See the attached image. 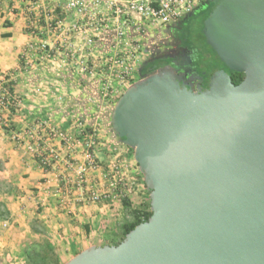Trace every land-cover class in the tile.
I'll return each mask as SVG.
<instances>
[{
    "label": "water",
    "instance_id": "1",
    "mask_svg": "<svg viewBox=\"0 0 264 264\" xmlns=\"http://www.w3.org/2000/svg\"><path fill=\"white\" fill-rule=\"evenodd\" d=\"M210 5L202 33L220 68L201 87L159 66L112 111L151 217L118 246L65 264H264V0ZM229 71L243 81L234 86Z\"/></svg>",
    "mask_w": 264,
    "mask_h": 264
},
{
    "label": "crops",
    "instance_id": "2",
    "mask_svg": "<svg viewBox=\"0 0 264 264\" xmlns=\"http://www.w3.org/2000/svg\"><path fill=\"white\" fill-rule=\"evenodd\" d=\"M34 1L37 5L31 6ZM84 1L88 5L92 2ZM66 2L0 0V80L6 75L10 77L12 93L20 101L15 112L7 116L9 127L4 130L0 125V256H13L15 251H21L20 256L16 253L21 257L30 239L43 238L62 264L89 247H103L104 241L119 237L118 233L109 231L110 225L105 221L109 207L106 201H112L116 194L100 177V172L88 174L84 187L85 195L87 190L96 189L102 195L100 202H80L78 192L73 191L67 207L59 205L58 189L66 179H74V168H66L64 162L68 160L73 166L83 164V153L81 147L68 153L60 141L49 137L53 129L71 140L76 139L78 123L95 130L97 146L93 154L100 169L105 171L115 150H129L107 132L111 100L101 99L98 78L80 74L65 60V49L61 48L63 36L58 32L42 36L56 54L53 60L42 59L36 51L24 55L29 46L36 44L34 33L41 29L44 32L45 13L61 18L66 24L79 23L78 17L66 11ZM131 24L127 37L138 39L141 22L135 20ZM163 28L148 32L159 33ZM93 35L97 50L85 58L89 68L98 63L99 56L108 54L115 42L112 29ZM70 38L72 44H82L80 37ZM140 38L143 40V35ZM151 58L144 57L136 66L137 71ZM25 64L29 65L27 69ZM136 73L139 81L141 78ZM35 126L36 144L55 151L60 157L52 170L44 171L25 143L12 140L14 133H23ZM135 174L139 176V171ZM102 199L106 200L105 204Z\"/></svg>",
    "mask_w": 264,
    "mask_h": 264
},
{
    "label": "built area",
    "instance_id": "3",
    "mask_svg": "<svg viewBox=\"0 0 264 264\" xmlns=\"http://www.w3.org/2000/svg\"><path fill=\"white\" fill-rule=\"evenodd\" d=\"M208 1L211 0H92L88 5L84 0H67L66 11L78 17L79 23L66 24L61 18L45 13V25L42 27L44 32L41 29L34 33L36 44L29 46L24 55H27V52L36 51L42 59L53 60L56 54L42 36L43 33L58 32L63 36L61 48L65 49V60H69L80 74L89 78H98L99 95L103 101H108L117 96L126 85L130 86V81L132 82L135 77L136 66L143 55L140 37L138 39L127 37L131 23L135 20L140 21L142 28L137 31L142 34L175 24L193 13L200 4ZM36 5V1L31 4V6ZM107 29L114 30L115 42L109 53L101 56L97 60L98 63L89 68L85 58L94 55L97 50L93 34H99ZM77 36L81 39V45H74L71 42L70 37ZM24 67L27 69L29 65L25 64ZM7 77L8 79H5L3 76L0 80V125L5 128L9 127L10 122L7 116L10 115V108L16 110L20 104L17 97L8 94L5 85L12 80L9 76ZM115 84L116 87L113 86ZM77 126L78 138L73 140L53 129L49 133L50 139L60 141L68 153L80 147L83 153V164L73 166V163L68 160L64 162L66 168H74V179L73 181L66 179L62 188L60 187L57 191L61 207H67L73 191L78 192L80 202L91 204L100 202L102 195L96 189H89L87 194H84L88 174L100 172V177L104 181H110L111 189H116L119 182L114 179L117 175L116 166L111 165L109 167L111 170L104 172L94 157L93 149L97 146L96 131L83 126L82 123H78ZM36 132V126L27 128L23 133H14L12 140L16 143H25L27 150L34 155L40 168L44 171L52 170L60 162V157L55 151L43 149L36 144L38 142Z\"/></svg>",
    "mask_w": 264,
    "mask_h": 264
},
{
    "label": "trees",
    "instance_id": "4",
    "mask_svg": "<svg viewBox=\"0 0 264 264\" xmlns=\"http://www.w3.org/2000/svg\"><path fill=\"white\" fill-rule=\"evenodd\" d=\"M212 8L210 5V1L200 4L191 15L198 17L200 20V27L195 36L192 38L188 35H185L183 38V42L187 47L188 51L192 54V62L193 66L198 70V73H203L204 77L208 79V77L215 71L220 68V60L217 57L216 53L206 44L205 38L202 33L203 22L207 19L211 12ZM187 27V25H186ZM161 35H165L169 37V33L166 32V29L160 31ZM157 37V35H156ZM158 38V37H157ZM149 40V39H148ZM153 41V37L150 40ZM156 49L152 51V58L146 61L143 65L138 69L139 78H144L150 74H152L159 66L166 65L169 63L168 60H164L158 57H155L153 53H155ZM231 83L234 86L239 85L243 79L244 75L236 72L229 71ZM5 79H8L7 76H4ZM8 90L9 95H13L12 93V82H9L5 85ZM117 102V101H116ZM116 102L112 105L111 113L107 120V132L116 142L123 144L122 139L117 138L113 132L111 131V115L113 108ZM15 112V108H10V114ZM6 130L5 127H3ZM147 191V189H146ZM148 195L149 192L147 191ZM122 206L126 209H129V214L131 216V222H125L120 226V234L117 238V241L113 242L114 244H107L106 246H118L125 238V236L131 232L135 227L142 223H146L151 217L150 211V200L149 197L146 203H142L137 208L130 209V204L127 199H121ZM35 232V231H34ZM36 234V232H35ZM21 264H60L58 260V256L50 246V244L43 238H39L37 240L31 241L27 243L25 248L22 251V263Z\"/></svg>",
    "mask_w": 264,
    "mask_h": 264
},
{
    "label": "rangeland",
    "instance_id": "5",
    "mask_svg": "<svg viewBox=\"0 0 264 264\" xmlns=\"http://www.w3.org/2000/svg\"><path fill=\"white\" fill-rule=\"evenodd\" d=\"M200 27V20L198 17H194V19H191V21L189 22V25H187V28H185V33L183 34L188 35L189 37H193L197 34L198 30ZM163 30V29H162ZM161 34L156 33V32H144L143 34H141V36L143 35V40L142 38H140L141 41V46L143 48V55L141 56V60H139L138 64L140 62L143 61L144 57L145 59H148L150 57H152V51L153 49L158 48L159 44V40H165L167 38V36L165 35H159ZM156 35H157V40H156ZM140 36V37H141ZM154 38L153 41L151 42V38ZM149 39V40H148ZM104 56V55H103ZM101 56L98 57V59H100ZM137 69H135V77H134V81H137ZM131 81L130 86L133 84ZM114 87H116V84L113 85ZM128 85H126L125 88H123L118 94L117 96L113 97L111 100L112 104H114L120 97L121 95L125 92V90L128 88ZM124 152H121L120 150H115V154L113 157L112 154V160H111V164L109 167H111V165H115L117 168V175L114 179H116L117 182V187L116 189H113L114 194H116V197H114V199H112V201H106L104 199H102V203L105 204L108 202L109 203V207H108V211H107V217H105V221L106 224L110 225L109 231H111L112 233H118L120 234V226L125 223V222H131V216L129 214V209H126L122 206L121 203V199H127L128 203L130 204V209L133 208H137L139 205H141L142 203H146L147 199L149 197L144 182H143V178L141 176V174L139 173V176H137L135 173L136 171H138V166L136 164V162L134 161V157H133V149L129 148V150H127L125 152V150H123ZM116 155V156H115ZM134 163H135V167H134ZM106 167V170L104 172H109L111 170V168ZM113 169V168H112ZM134 170V171H133ZM113 176V173H112ZM115 181V180H114ZM106 185L109 186L110 181H105ZM111 189V188H110ZM36 239H30L31 241H34ZM117 241V238H115L114 240H110L108 239V241H104V244H114L113 242ZM29 243V242H28ZM21 253V251H15V253H13V256H11L10 254H8L7 256H0V264H21L22 263V255L21 257L17 256ZM72 258L67 259L68 261H70ZM63 262L62 264L67 263Z\"/></svg>",
    "mask_w": 264,
    "mask_h": 264
},
{
    "label": "flooded vegetation",
    "instance_id": "6",
    "mask_svg": "<svg viewBox=\"0 0 264 264\" xmlns=\"http://www.w3.org/2000/svg\"><path fill=\"white\" fill-rule=\"evenodd\" d=\"M194 15H187L175 24L167 25L163 29L169 33V37L165 40H159L158 48H156L155 57L168 60L166 65H174L176 72L182 75L185 83L193 80L194 84L202 87L200 78H205L203 73H198V70L193 66L192 54L188 51L183 42L186 25H189ZM195 85L192 86L194 89Z\"/></svg>",
    "mask_w": 264,
    "mask_h": 264
}]
</instances>
